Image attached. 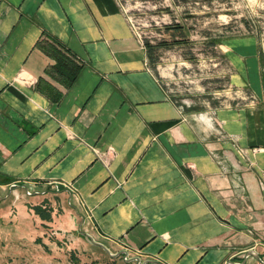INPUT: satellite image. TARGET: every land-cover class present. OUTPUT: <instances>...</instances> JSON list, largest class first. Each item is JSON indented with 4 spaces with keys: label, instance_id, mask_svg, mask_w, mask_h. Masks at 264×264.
I'll use <instances>...</instances> for the list:
<instances>
[{
    "label": "crops",
    "instance_id": "crops-1",
    "mask_svg": "<svg viewBox=\"0 0 264 264\" xmlns=\"http://www.w3.org/2000/svg\"><path fill=\"white\" fill-rule=\"evenodd\" d=\"M227 117L223 142L173 99L117 0H0V224L40 237L45 257L135 264L90 236L145 264L239 263L254 177ZM250 120L243 143L264 145Z\"/></svg>",
    "mask_w": 264,
    "mask_h": 264
},
{
    "label": "rangeland",
    "instance_id": "rangeland-1",
    "mask_svg": "<svg viewBox=\"0 0 264 264\" xmlns=\"http://www.w3.org/2000/svg\"><path fill=\"white\" fill-rule=\"evenodd\" d=\"M117 1L146 49L151 68L178 104L203 113L209 126H218L216 134L223 142L230 135L220 125H227L224 120L231 112L238 113L240 132L232 137L238 144L239 174L254 177L248 198L255 215L250 249L264 259V221L255 220L264 219V163L258 156L264 145L243 143L244 124L252 116L256 127L261 121L264 126V0ZM223 153L225 157L226 149ZM24 197L14 194L12 200ZM24 237L22 229L0 224V264H91L72 252L45 257L49 249L40 237L22 244ZM250 257L249 264H262ZM97 258L100 264H114L102 254Z\"/></svg>",
    "mask_w": 264,
    "mask_h": 264
},
{
    "label": "water",
    "instance_id": "water-1",
    "mask_svg": "<svg viewBox=\"0 0 264 264\" xmlns=\"http://www.w3.org/2000/svg\"><path fill=\"white\" fill-rule=\"evenodd\" d=\"M19 186H25V185H16V187H19ZM26 187V186H25ZM43 191H33L32 194H37V193H41ZM89 238L91 239V241L93 243H95L96 245H98L102 250H104L106 253H108L111 257H117L119 255L122 256L123 260L127 261V262H135V264H145L144 262L140 261V259L138 257H133V256H128L126 251H121V252H117V253H112L104 244L94 240L92 237L89 236ZM248 256H252L254 257L256 260H258L260 263L264 264V259L261 258L260 254L254 250V249H248L246 252H245V255L243 257V259L239 262V263H235L234 261H228V263L226 264H244L245 261H246V258Z\"/></svg>",
    "mask_w": 264,
    "mask_h": 264
},
{
    "label": "trees",
    "instance_id": "trees-1",
    "mask_svg": "<svg viewBox=\"0 0 264 264\" xmlns=\"http://www.w3.org/2000/svg\"><path fill=\"white\" fill-rule=\"evenodd\" d=\"M35 212L38 213L40 215V217L44 218V219H48L49 217V211L46 210L45 208H40V207H35ZM46 236L52 238V236H55L56 234H54V231L52 228H48L45 230L44 232Z\"/></svg>",
    "mask_w": 264,
    "mask_h": 264
},
{
    "label": "built area",
    "instance_id": "built-area-1",
    "mask_svg": "<svg viewBox=\"0 0 264 264\" xmlns=\"http://www.w3.org/2000/svg\"><path fill=\"white\" fill-rule=\"evenodd\" d=\"M13 187H16L15 185ZM30 190H34V187H29ZM128 255V254H127Z\"/></svg>",
    "mask_w": 264,
    "mask_h": 264
}]
</instances>
